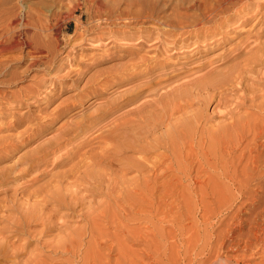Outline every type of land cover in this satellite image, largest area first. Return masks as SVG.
Wrapping results in <instances>:
<instances>
[{
    "label": "bare ground",
    "instance_id": "obj_1",
    "mask_svg": "<svg viewBox=\"0 0 264 264\" xmlns=\"http://www.w3.org/2000/svg\"><path fill=\"white\" fill-rule=\"evenodd\" d=\"M4 1H7V0H4ZM22 1H24V0H22ZM68 1H70V0H68ZM133 1L134 0H132V2ZM174 1L175 0H136L133 3L127 2L128 3V4L126 3L127 5L124 4L126 6V9L124 11L123 10L118 11L119 8L117 7L118 8L117 13L112 12L113 14L110 13L111 14L110 16H108L109 15L108 14L107 15L108 17H105L106 14L104 15V11L106 9L103 10V8L106 6L105 4H101L102 2L99 3L96 0H83V4L86 6V8H88V7L90 8V6H91V7H94L95 10L98 11V15H99L98 18L99 19H98V25L97 26H101L102 22L104 25V24H110V22H112L111 24H113L116 21H119L122 23V28L128 27L129 29H132L134 31L139 30V29L135 30L134 26H138V25L140 27L141 26L143 27L144 25L145 26H147V25L152 26L151 28L144 29L143 32H145V34H147V35L144 34L145 37L142 36L143 38L142 37L141 38H142V41L144 39V41L146 43L151 42V41H153V43L151 42L152 44L150 43L151 45H149V46L146 44L147 45V50L145 49L146 51L144 49L143 50L139 49V51L137 52V55L133 61H132V59L129 58L130 61L133 62V63L131 62L132 63L131 66L129 65L130 62L129 61L127 62L131 69L134 67L139 68V64L141 62H144L145 69H142L144 67L141 68V66H140V69H142L143 71L141 70L139 72L138 71L139 69H138L137 70L138 73H137L136 70L134 69L136 72L135 73L134 71H128V69H129L128 67H127V69L124 67L126 71H123V72H128V73H126V74L123 73L120 76H118L120 79L122 78V80H124V82L125 81L126 82L127 81L132 82V81L136 80L137 78H140L143 76V78L144 77L145 78L144 79L142 78V79L146 83L143 86H141L142 84L139 83V85L141 87H138V88H136L137 86L134 87L135 84L133 85V83H131L133 87L130 88V91L133 88H135V89H133L134 91L132 90L131 92H129L126 89V91H128L129 93H127L125 91L126 92L125 94H127L128 96L125 95L126 96L125 97L124 95H122L123 97L121 98V100L119 99L120 98L119 97L118 99L120 101L117 102V104L115 103L116 104L115 106L114 105H113V107L111 106L112 107L111 109L109 108L106 111H102V112L100 110L101 113L99 115H97V116L91 115L93 118L91 116H89V117H91V119L89 118L90 120L87 121V123L84 122L83 124H76L75 126L71 125V124L68 126H66V125H61L60 127L58 126L59 129L56 130L58 132V135L56 138L52 139L53 142L46 144L48 146H43V148H41L40 150H38L34 154L32 153L31 155H29L28 157H25L23 159V161H24L23 165L25 166V168L21 172V174L12 175L13 172L0 171V195H4L2 200H0V264H7V263L20 264L21 263L20 259H22L20 257H22L23 255L29 256L28 261L30 259H32L34 253L32 251L30 252V250H29L30 253L27 252V249H28V246L32 243L30 241L31 240L30 237H33L34 234H32V233H35V232L31 231L30 227L35 226V225L41 226L40 231L38 233L36 232L34 237L35 236L38 237L37 236V234H38L40 236L38 238H40V239H37L36 244H43L44 246L48 245V243L46 241H44V239L47 236L51 235V232H53L55 230H58L60 232L63 231V229L60 228L61 224L57 223L53 219V216H54L53 213L54 212H52V211L51 212L50 211L45 212L44 206L47 205L48 202H51V203L57 205V209L59 210L58 211L59 213L57 212V214H59L58 215L59 217H57V218L60 219L61 215L64 216L63 213H67L70 211L74 212L77 205L80 206L79 204H81V206H84V204L82 205V202L87 201V204H88V201H90V200L89 199L87 200V197H88L87 195L91 191H94V188L96 186L100 187V185H102L104 182L109 181L110 179L107 180L106 177H110L108 175H112L116 170H118L123 175H125V174L127 175V173H128V175H129V173L133 174L132 175V176H134L133 178L130 175H129L130 177L127 176V178H131L132 180L134 179L136 181V184H139L142 182V179L143 180L145 179V178H141V177H142L143 169H146V167H147V165H144L145 162L143 163V160H144L143 156L145 157V155H147V154H149V155L150 154H158V153L160 154V156L157 155V158H158L157 164H151L150 163V165H153V166L155 165V168H154L155 171L154 172L159 171V170H163L162 172H164V171L166 172L168 170V172H169V170L174 168L175 169L174 171L176 172L175 174L179 175V177H180L179 179H176L178 176L174 177L176 180H173V181H176L177 185H178V183H181V182H188L189 185L192 186V188H193L192 190H194V188H195L194 193H196V198L198 199L196 201V202H198L196 208L197 207L198 208H197L196 213L193 216H196L198 213H200L199 219H201V213L202 214L204 213V215H202V218H205L207 215L210 214L211 219L216 220V218L224 215L225 212H227L226 213L227 216H224V217H226V221L224 220L225 218L222 217V218H224L223 219L224 223L222 221H220L222 223L219 222L220 225L218 224L219 225L218 230L216 229L217 230L216 231L214 229V231H213V232L216 231L214 234H215V238H217V242L215 240H214V242L219 243L222 241V239L226 235V231H228V230H226V228L229 227L230 225L237 223L236 224L237 226H234V227L238 228V227H241L242 224H244L243 210H241V208L238 207L239 206L238 204L240 202H242V200L245 199L248 205L254 206L255 200L258 197L254 194L255 191L253 189H257L258 191H260L261 189L264 190V144L259 145V143H258L259 142L258 140L260 138H264V77H262L264 75V40H263L264 33L262 32L263 33V35H262L260 32H258L255 35V37H252V38H255L254 40H252L253 43L246 44L247 43V40H246L247 38H246L245 40H243L244 42L246 41L245 44L237 45V47H235V49L232 50L231 52L229 51V53L224 52V54H226V56L224 55V57L222 59H219L218 61H223L224 59L225 60L223 61L222 64L220 63L219 66H213L214 62L215 61L217 62V60H215L214 62L212 61L213 63L210 61L211 63L209 65H207L209 62L206 63L205 66L202 65L201 68L198 67L197 69L193 68V69H188L186 71L183 70L184 72H180L175 67L171 68L173 66L170 63V62H172L170 60L189 58L188 55L191 52V48L192 49L196 48L197 45L200 44V42H207L209 40L210 41L213 40L211 44L209 43L211 46L212 45H214V46L220 45V44H218L219 41H217V38H216V36L219 34L220 35L222 34L221 39L219 37V40H220V42L222 40V43L224 45V42L230 41L228 38H226L227 36L224 37V35H227V33L225 34L226 30L224 28L226 26H228L230 22L233 21L234 22L233 24H235V22H237L238 20L240 21V19L242 20V18H245V20L242 22L241 25H246V24L250 23L252 21V17L249 15L253 14V17H254V14L256 12L257 13L259 12V11H257L258 9L256 10V12L252 11L253 8L254 7H260V8L264 7V0H176V2H174ZM1 2L3 3V1H1ZM52 2H53V0H52ZM54 2H57V0L56 1L54 0ZM25 4H27V3H25ZM78 5H80V4H78ZM130 5L131 6L133 5L132 7H134L135 5L139 6V7L137 10H131V9H129V8H131ZM16 6L18 7V4ZM113 6H114V4H113ZM26 7H25L26 11L25 10L22 11V14L20 13V16L23 17V20L25 21V23L27 25H28V23L30 25L31 22H28V21H30V19H31L30 18V15H32L31 11H34V10H31L29 7H27V8ZM35 7L37 8L36 5H35ZM77 7H79V6H77ZM13 8H16V7H13ZM19 8H21V7L19 6ZM19 8H17V9H19ZM109 8H111V7H108V9ZM127 8H128V10H127ZM168 10L170 11V13H168ZM112 11H114L113 8H112ZM35 12L37 13V11H34L33 13H35ZM251 12H254V13L251 14ZM259 15H260V13H259ZM10 18H12L11 20L9 19L11 24L15 23L21 19V18L18 19V16L16 14L15 15L13 14V16L11 15ZM33 18L34 17H32V19ZM41 21L42 20H39V19L36 20V23L38 25L37 28L39 27V29L44 28L45 22H43V21L41 22ZM22 22H21V24H22ZM99 22H101V23H99ZM16 24H18V22ZM26 24H25V26H26ZM78 24H80V23H78ZM115 24H117V23H115ZM132 24H134L133 27H131ZM25 26H23V27H25ZM231 27H233L232 24L230 25V28ZM113 28L115 29L116 27H113ZM223 29L225 30L224 32H223ZM116 31L113 32V29H112L113 33H116ZM140 31H141V29H140ZM112 32H111V34L113 35ZM121 32L123 33L122 29H121ZM117 34H121V33L119 32ZM250 34H252V33H250ZM122 35L123 34H121V36ZM126 37H127V39H126ZM126 37L124 39H126V40L131 39V37L129 35ZM138 39H139V37H138ZM215 39L217 42H215ZM249 40H250V37H249L248 41ZM132 41H134V40H132ZM244 42H241V43H244ZM143 44L140 43L139 46L141 48H143L144 47ZM4 45H6V44H4ZM203 45L204 44H202V47H203ZM198 46L200 47L201 45H198ZM206 47H208V46H206ZM230 47L232 48V46H230ZM8 49H10V47L2 46V48L0 49V52L6 51ZM131 49H132V51H130V50L129 51L133 52V48H131ZM134 51H136V50H134ZM140 51L141 52L143 51V53L145 52V55H142V54L140 55V53H139ZM147 52H152L153 57L152 56L151 57L146 56ZM133 53H135V52H133ZM135 54H134V56H135ZM117 56H119V55H117ZM130 57H132V56H130ZM159 57H160V59H159ZM184 62L185 61H183L182 63H184ZM191 64H189V65H191ZM201 64H203V63H201ZM211 64H212V66H210ZM223 67H225V68L222 69ZM255 67H259V68L255 69ZM185 69H187V68L185 67ZM201 71H205L204 74H202L203 76L200 75V76L196 77L195 75L196 74L199 75L200 74L199 72H201ZM182 74H184V75H182ZM143 81H141V83ZM174 82H176V83L179 82V84L177 85V87H175V88L173 87V89L171 87L170 90H167L166 88L162 87L164 85L167 86V84H170V83L173 84ZM124 85H126V84H124ZM120 87H123V86H120ZM167 88H169V87H167ZM229 89L232 91L231 93H233L235 91L239 92V94H240L239 99H241V100H239V99L238 100L241 101V104H239V103L238 104H235V103L232 104L231 103L232 104L231 106L234 105L233 106L234 108L231 107L232 109L227 104L224 107L225 113L221 117L222 120L220 121V123H216L217 127L214 128L211 126V124H210L211 127H209V119L203 113L204 108L207 107V105L213 101L214 102L216 101L217 107L223 103H226L227 101L225 102V97L227 95L226 94L224 95V91L226 92ZM123 90H125V89H123ZM143 94H145V96ZM239 94H238V96H239ZM27 95H30V94H28V92H27ZM35 95L37 96V94H35ZM119 95H120V93H119ZM36 96H35V98H36ZM140 96H144L145 98L143 97L144 98L143 99ZM236 97H237V93H236ZM139 98L140 99L142 98L143 101L141 99V102H137L138 105L133 104L134 102L139 100ZM228 98H230V97H228ZM26 99H27V97H26ZM131 104H133V106L134 105L135 106L134 107L131 106L130 109L127 108L128 110L125 109V112L122 111L123 113H122V115L120 114L121 117H119L118 119L115 117V116H117L118 111H120L122 108L129 106ZM240 109L245 110V112H246V110L253 111L255 114H252V115L248 114L247 116L245 115L246 116V118H244L245 120L236 119L237 115L235 114V110L237 112ZM103 110H105V108ZM97 112H99V111H97ZM97 112H95V113H97ZM118 114H119V112H118ZM114 117L116 119L114 122H112L111 124L109 123V126H107V124H106V126L104 125V122L106 119L109 118V121H110V118H111V120H113ZM107 122H108V120H107ZM51 123L52 122L50 121L49 124H51ZM42 126L43 127L40 126V129H43V128L45 129L46 126H44L43 124H42ZM213 126H215V125H213ZM62 128H65V129H62ZM38 129H39V126H38ZM38 131H40V130H38ZM86 132H88V133H86ZM97 132L98 133L100 132V133L98 134ZM39 133L40 132L35 131L34 134L32 135V138L34 136H38ZM95 133H97L96 136L94 135ZM83 134H92L94 136L93 141L94 140H96L97 142L99 141L102 146L96 147V144L95 145L93 144L94 145V147H93L92 141H88V142L83 141L82 143H84V144H82L81 147H79L78 146L79 144H77L76 148H75L76 150L72 149V150H70L71 152H67L65 154V156L63 155V158L60 159V162L58 161V163L53 167V169H56V168H59L60 166L65 167L68 164L69 165L71 164L70 167L68 168V170L66 169L67 171L62 170L60 172H53V169L52 170L49 169V166H47V164L45 163V160H46V157L48 156V154L50 153V151L52 149L50 151L48 149L58 148V146L62 143L63 140H65L66 142L73 141L75 143L77 139L80 140L82 138ZM41 138H42V136H41ZM84 139L85 138H83V140ZM8 141H9V139H8ZM26 141H29V140L27 139ZM23 143H25V141L21 142V144H23ZM16 145H18V144H16ZM84 146H89L90 149L87 148L88 151L84 150V152H82V149L84 148ZM9 148H11L10 152L12 153L13 151H16V149H18V146L16 148V146L10 145ZM241 148H242V150H241ZM259 148H261V149L259 150ZM125 153L132 154V156H134V157L131 156V158H133V160H128L130 158L127 157L128 161L123 160V161H125L124 164L127 162L125 165H122V163L121 164L119 163L117 166V163L120 162V160H118V158H120L119 156H122ZM137 157L138 158L141 157L143 160L137 159ZM74 158H78V161L76 163L72 164ZM0 160H2V159H0ZM165 160H169L170 163L172 164L170 166V168L167 167L168 164L164 163ZM20 162H18L17 164H19ZM153 163H156V162H153ZM164 164L166 165L165 167H164ZM144 166H145V168H144ZM241 167L243 168L242 171H241ZM83 168L84 169H92L93 172H88V171L85 172L84 171L82 173ZM41 169H43V170H41ZM94 169L96 170L95 171L96 173H94ZM114 169H116V170H114ZM99 170H101V171L98 172ZM104 171H105V173L108 172L107 175L104 173ZM146 171H147V169H146ZM151 172H153V171H151ZM162 172H157V174L156 173H153V174H155L157 176L158 173L162 174ZM116 173H117V171H116ZM120 173H119V175H120ZM29 175L31 176L30 177L31 179H29V180L27 179L23 183H20L19 185H16V186L11 185L16 181L18 176H20V178L24 179L25 176H29ZM119 175L115 174V177L116 176L118 177ZM149 176H151V174L147 176L148 179L150 178ZM159 176L161 177V175H159ZM115 177L113 178V180L115 179ZM123 177L124 176H120L121 179ZM125 177L123 179L127 181V179H125ZM111 178H112V176H111ZM120 178H118V181H120ZM151 178L154 179V177H151ZM148 179H147V181H148ZM157 180L159 181V179L154 180L155 184H157L156 183ZM122 181L123 180L120 181L122 183L121 185L124 184L123 183L124 181L123 182ZM126 181H125V186L124 185L118 186L115 182V184L118 187H121V188L125 187V190L123 191L124 193H125V191H127L129 189V188H127L126 185L132 184V182L130 184L131 180L129 181L128 184L126 183ZM135 181H134V185H136ZM145 181L146 180H144L143 183L147 182V181L146 182ZM154 183H152V184H154ZM158 183H160V182H158ZM52 184L53 185L56 184L57 189H55L56 191L52 190L50 193H48L50 190L48 188L53 186ZM134 185H131V187L136 188V187H134ZM145 185L146 184L143 185L144 186L143 188H146L147 185L146 186ZM158 185L160 186V184H158ZM170 185H172V184H170ZM183 185H184V183H183ZM61 186L64 188V193L61 192L62 191ZM111 186H112V183H111ZM140 186H142V184ZM159 186H157V187H159ZM53 187H55V186H53ZM81 187H82V189H80ZM185 187H186V185H185ZM75 188L78 189L79 192L82 190L83 194H85V195L80 194L82 192H80V193L77 192V190ZM137 188H138V186H137ZM153 188H155V185ZM138 189L140 190L141 188H138ZM138 189L136 191L134 189L136 194L139 191ZM225 189L228 191V193L226 192L227 194L223 193L225 191ZM146 190H148V187L146 188ZM152 190L155 191L154 189H152ZM187 190H189V188ZM218 190L220 192H217ZM134 191H131V193L129 191L128 193H130V194H126L127 193L126 192L125 193L126 197H128L129 195L130 196L132 195V197L133 196L135 197V195L132 194V192H134ZM108 192H112V191H108ZM144 192H145V190H144ZM147 192L148 191H146V194L143 192H141V193H142V195L145 194V197H146V195L150 194L151 191L148 194H147ZM75 194H76V196L79 197V199L76 196L74 199H72L73 195H75ZM106 194L109 195V193H106ZM108 195H106V196H108ZM125 195L123 198H125ZM152 195H151V197H152ZM102 197H103V195H102ZM119 197H117V198L119 199ZM134 197H133V199H134ZM137 197L141 198L140 195ZM145 197L143 196L142 198H145ZM153 197H154V195H153ZM32 198H33V200L34 199H36V200L39 199V200L36 201L37 203L35 202L36 204L33 205L36 208H34V207L32 208V206H30V204H29V206L32 208V211L30 210V212H28L29 211L28 209H30V208L27 205ZM129 198H125V199H129ZM136 198L133 201H136L138 199V198L137 199ZM147 198H148V196L146 197V199ZM66 199L67 200L69 199V201L67 202ZM110 199L111 200L114 199L113 196H112V198L110 196ZM148 199H150V198H148ZM130 200L131 199H129V201ZM140 200L143 201L144 199H139V201ZM150 200L153 202L152 198ZM207 200H211V201L209 203H207L206 202ZM32 201L30 202L31 205H32ZM124 201H122V202H124ZM126 201L128 202V200H126ZM133 201L131 200L130 202L133 203ZM144 201H146V200H144ZM151 201H149V202H151ZM187 201H189V199ZM109 202H110V200H109ZM114 202H117L119 204L120 201L118 202L115 200ZM149 202L147 200L148 204H149ZM257 202H258V200H257ZM124 203H122V204H124ZM134 203H137V205H138L140 202L138 203V201H137ZM187 203L188 202H186V205H187ZM128 204H129V202H128ZM133 204H132V206H133ZM143 204L144 203H142V207H144ZM99 205H100V203H99ZM109 205L110 204L107 205V208ZM114 205L116 206L117 209L119 208V205L117 207L116 203H114ZM26 206H27V211H23L24 207H26ZM88 206L89 207L84 206L85 208H83V209H86V207H87V209H90L91 207L89 204H88ZM91 206H93L92 203H91ZM101 206H103V205H101ZM115 206H110V208L115 207ZM145 206L148 207V206H152V205H148V206L145 205ZM240 206L242 207L244 205L242 204ZM128 207H131V204ZM128 207H126V208H128ZM138 207H139L138 210L140 211L141 206L138 205ZM208 207H210V210L208 209ZM80 208H79V210H82ZM101 208H103V207H101ZM154 208H156V207L154 206ZM112 209L111 210L114 211V208H112ZM122 209L124 211L125 208H122ZM142 209L145 210V208H142ZM25 210H26V208H25ZM108 210H105V211L107 212ZM120 210H121V208H120ZM126 210H127L126 212H128V209H126ZM153 210L155 211V209H153ZM156 210H158V209H156ZM87 211L88 210H86V214L90 213V210H89V212H87ZM95 211H96V209H95ZM193 211H194V209H193ZM81 212H83V211H81ZM115 212H116V210H115ZM118 212L116 214H118ZM136 212H138V211H136ZM189 212H192V209ZM71 213L72 212H70V214ZM101 213H102V211H101ZM230 213H232V214H230ZM6 214H9V215H6ZM70 214L67 213L65 215L68 216ZM91 214L92 213L88 214V216ZM93 214H95V213L93 212ZM93 214H92V217L94 219H96V217H94V216H96L97 213L94 216H93ZM98 214L99 215H97V217L100 216V213H98ZM102 214H105V213H102ZM107 214L108 213H106V215ZM116 214L114 213L113 215H116ZM120 214L121 213H119L118 216ZM127 214H129V213H127ZM190 214H188V216H192ZM113 215H111V216H113ZM63 216H62V218H63ZM102 216H104V215H102ZM124 216L126 217V214ZM89 217L91 218V216H89ZM113 217H115V216H113ZM207 217H210V216H207ZM93 218H91L90 221H93L94 220ZM102 218L100 216L99 220ZM195 218H197V216ZM106 219H109V218H106ZM110 219H111V217H110ZM109 220H107L108 224L110 222H112V221L109 222ZM114 220H116V218ZM90 221L89 222L85 221V222H86V224H89V226L91 223L95 222V221L94 222H90ZM203 221H204V219H203ZM203 221H201V222H203ZM210 221L212 222V220H210ZM59 222H60V220H59ZM63 222H64V220H63ZM96 222H98V221H96ZM101 223H104V222L102 221ZM206 223L208 225V222H205V226L203 225L205 228H207L209 226L208 225L206 227ZM65 224L68 225V223H65ZM97 224H100V223H97ZM212 224H214V223L212 222ZM102 226H103V224H102ZM102 226L100 228L105 227L106 222H105V226H103V227ZM61 227H64V226H61ZM93 227H94V225H93ZM114 227H116V226H114ZM213 227L217 228L216 226H213ZM234 227L232 226V228H234ZM121 228H123V227H121ZM71 229H70V231H72ZM210 229H212V228L206 229V231L209 234L212 231V230L210 231ZM100 230H102V229H100ZM116 230H117V228H116ZM104 231H107V228ZM68 232L69 231H67V233ZM73 233H74V231H73ZM64 234H66V233H64ZM211 234H210V236H211ZM214 234H213V236H214ZM70 235L72 236V233ZM227 235L229 236V234H227ZM57 236H56V238H57ZM76 236L79 237V234L78 235L76 234ZM263 236H264V234H263ZM103 237L105 238V236H103ZM95 238H97V237H95ZM246 238L248 240V244H246L243 249L241 248L242 250H241V252H239V255L241 258L239 257V255L237 253L239 259L237 258L236 260H232V259L222 258V260H221V258L218 256L220 252L219 253L216 252L217 251L216 250L217 249L216 243H215L214 250L212 247L213 245L210 243L207 245V248H205L204 251L201 252L203 254V256H201L202 254L199 255L202 257V259L198 260L199 262H197V263L198 264H215V262H216V264H218L217 262L219 261L221 264H242L244 262L243 259H244V256L246 255L245 254L246 250L249 249L253 244H257V246L260 247V249L262 251V253H261L262 255H260V256H263L261 258L264 259V237H262V239L260 237H259L260 239H258V237H256V236H253L251 238L250 237H246ZM105 239H103V240H105ZM225 239H226V237H225ZM33 240H34V238H33ZM57 240H59V239H57ZM64 240L67 241L66 238ZM64 240H62L63 243L64 244L67 243V242H64ZM62 241H61V243H62ZM17 243H18V246L16 248L15 244H17ZM58 243H59V241H58ZM88 243L92 244L89 241H88ZM221 243L223 244V242H221ZM243 243H246V242H243ZM62 244H60V245H62ZM219 244H218V248H219ZM222 244H220V245H222ZM102 245H103V243H102ZM56 246H58V245H56ZM69 246H71V245H69ZM204 246H202V247H204ZM60 247L61 246H59V248ZM202 247H201V249H202ZM50 248H52V247H50ZM126 248H127V246H126ZM220 248H221V246H220ZM97 249H95V250H97ZM53 250H54V248H53ZM71 251L73 253V250H71ZM22 252H24V253H22ZM83 252H85V251H83ZM83 252H82V254H83ZM92 252L93 251L87 252L90 254V255L88 254L89 257H92L91 255H93V254L96 256V253L93 252V254H91ZM100 252L102 253V251H100ZM85 253L83 255H87V253L86 254ZM97 253H98V251H97ZM217 253H218V255H217ZM107 254H108V252H107ZM30 255H31V257H30ZM35 255L36 254H34V256ZM95 256L93 257L94 259H95ZM99 256H101V255H98L97 258H99ZM103 256H105V255H103ZM109 257H110V255H109ZM85 258L83 259L84 262L82 261V263H86ZM235 258L236 257H234V259ZM37 259L38 258L36 257V260ZM59 259H60V257H59ZM89 259H91V258H89ZM108 259H110V258H108ZM194 259H195V257H194ZM212 259H215V260H213L214 262H212ZM105 260H107V258ZM22 261L27 263V264L30 262V261L28 262L27 259L22 260ZM32 261H34V260H31V262ZM53 261H55V260H53ZM95 261L93 260L92 264H94ZM100 261H103V260H101V258H100ZM110 261H111V259H110ZM98 262L99 261H97V263ZM105 262H107V261H105ZM48 264H50V263H48Z\"/></svg>",
    "mask_w": 264,
    "mask_h": 264
},
{
    "label": "rangeland",
    "instance_id": "obj_2",
    "mask_svg": "<svg viewBox=\"0 0 264 264\" xmlns=\"http://www.w3.org/2000/svg\"><path fill=\"white\" fill-rule=\"evenodd\" d=\"M1 1H3V3ZM59 1L57 0V2H54V0H53V2H52V0H24V1H22V0H16V1L15 0H9V1L8 0L7 1L0 0V2L2 3V4L0 3V49L2 48V46L10 47V49L6 50L7 52L6 51L0 52V149L2 148L0 150V159H2V160H0V171H10V172H13L12 175H19L24 170L25 166L23 165V163H24L23 159L25 157H28L32 153L34 154L35 152H37L38 150L43 148V146H48L46 144L53 142L52 139L56 138L58 135V132L56 130L59 129V127L61 125L68 126L71 124V125L75 126L76 124H83L84 122L87 123V121H89L93 115L97 116L102 111H106L109 108L111 109L113 107V105L115 106L117 104V102H119L121 100V98L123 97L122 95L128 96L125 93L126 92L129 93L133 89H135V88H133L130 91V88L133 87L131 83H133V85L135 84L134 87L137 86L136 88L141 87L146 83L143 81V79L145 78V77L143 78V76L140 78H137L136 80H134L132 82L131 81L130 82H128V81L124 82V80H122V78L120 79L118 76H120L123 73L124 74L128 73V72H123V71H126L125 68L127 69V67L129 68L128 71H134L135 72V70H136L137 73H138V71L140 72L142 69H145L144 62H141L139 64V68H135V67L132 68L133 70L130 68V66L133 63L132 61L136 57L139 49L140 50H143V49L147 50V45L149 46L153 43V41H151L152 43L151 42L146 43L144 41V39L142 41V38H143L142 36L145 37V35H147V34H145V32H143L144 29L151 28L152 26H150V25H147L148 27L145 25L143 27L142 26L140 27L139 25L134 26L135 30L139 29L137 31L129 29L128 27L122 28V23L119 21H116L113 24H111L112 22H110V24H104V25L102 22L101 26H97L99 15H98V11L95 10L94 7L90 6V8L89 7L86 8V6L83 4V0H77L78 2L76 0H70V1L59 0ZM96 1H98L99 3L102 2L101 4H105L107 6L106 7L104 5L105 7L103 8V10L106 9L104 11V15L106 14L105 17H108L111 14H113L112 12L117 13L118 8L120 9V10L118 9V11H122V10L124 11L126 9V6L124 4H126L127 2L133 3L136 0H134L133 2H132V0H96ZM174 2H176V0ZM25 3H27V4H25ZM17 4H18V7L16 6ZM78 4H80V5H78ZM113 4H114V6H113ZM25 5L27 7H29L31 10L37 11V13L36 12L33 13L34 11H31V14H32V15H30L31 19H30V21H28V22H31L30 25H29V23L27 25L25 23V21L23 20V17L20 16V13L22 14V11L25 10V7H26ZM35 5L37 6V8L35 7ZM19 6L21 8H19ZM77 6H79L80 8ZM132 6L129 9L137 10L139 7L136 5L134 7H132ZM13 7H16V8H13ZM108 7H111V8L108 9ZM17 8H19V9H17ZM112 8L114 9V11H112ZM127 10H128V8H127ZM256 10L259 12L257 13ZM252 11H254L256 13L254 14V17L252 14L254 12H251L252 15H249L252 17V21L250 23H248L246 25H241L242 22L245 20V18H242V20L241 19H240V21L238 20L237 22H235V24H233L234 23L233 21L230 22L229 25L226 26L227 28L226 27L224 28L226 31L223 29V32L225 31V34L227 33V35H224V37L227 36L226 38H228L230 41L224 42V45H223L222 40H221V42L219 40V37L221 39L222 34L221 35L219 34L220 36L217 35L216 38H217V41H219L218 44H220V45H217V46L212 45L213 46L212 47L210 44L212 43L213 40H211V41L209 40L210 42L209 41L200 42V44H198V45H201L200 47L197 45L196 48H194V49L191 48V52L188 55L189 58L170 60L172 62H170V61L169 62L173 66L171 68L175 67L180 72H184L188 69H193V68L197 69L198 67L201 68L202 65L205 66L206 63H208V62L209 63L207 65H209L212 61L214 62L215 60H217V62L215 61L214 62L215 65L213 64V66H219L220 63L222 64L223 61L225 60L224 59L223 61H218L219 59H222L224 57V55L226 56V54H224V52L229 53V51L231 52L232 50H234L235 47H237V45L245 44L246 41L244 42L243 40H245L246 38H247L246 44L253 43L252 40H254L255 38H252V37H255V35L258 32H260L262 35L264 33V21H263L264 20V16H263L264 15V7H261V8L260 7H254ZM168 13H170L169 10H168ZM259 13H260V15H259ZM13 14L14 15L16 14L18 16V19L21 18L20 19L21 21L20 20L17 21L18 24H16L17 22L12 23V24L10 23V20L12 19V18H10V16L11 15L13 16ZM32 17H34V18L32 19ZM37 19L45 22L44 28H40V29H39V27L37 28V26H38L36 23ZM21 22H22V24H21ZM24 23L26 24V26ZM78 23H80L81 25ZM99 23H101V22H99ZM115 23H117V24H115ZM231 24L233 27L230 28ZM133 25L134 24H132L131 27H133ZM23 26H25V27H23ZM113 27H116V28L114 29ZM112 29H113V32H115L117 30L116 33H113ZM121 29H122L123 33L121 32ZM140 29H141V31H140ZM111 32L113 33V35L111 34ZM119 32L123 35L121 36V34H117ZM250 33H252V34H250ZM125 35L126 36L129 35L131 37V39L126 40L127 37ZM125 37H126V39H124ZM138 37H139V39H138ZM249 37H250V40L248 41ZM132 40H134V41H132ZM263 40H264V38H263ZM217 41L215 39V42H217ZM241 42H244V43H241ZM140 43H142V44L144 43L143 48H141L139 46ZM4 44H6V45H4ZM202 44H204L203 47H202ZM205 45L208 47H206ZM230 46H232V48ZM131 48H133V52H135L136 54L133 52H130V51H132ZM134 50H136V51H134ZM139 53H140V55L141 54L145 55V52L143 53V51L142 52L140 51ZM147 53H146V56H148V57L152 56L153 57L152 52H147ZM134 54H135V56H134ZM117 55H119L120 57ZM130 56H132V57H130ZM129 58L132 59V61H130ZM159 59H160V57H159ZM128 61L130 62L129 63L130 66L127 63ZM181 61L182 62L185 61V62L182 63ZM200 62L203 64H201ZM189 64H191V65H189ZM140 66H141V68L142 67H144V68L140 69ZM210 66H212V64ZM185 67L187 69H185ZM224 68L225 67H223L222 69H224ZM257 68H259V67H255V69H257ZM204 72L205 71H201V72H199L200 73L199 75L196 74L195 76L196 77H198L200 75L203 76L202 74H204ZM182 75H184V74H182ZM262 77H264V75ZM141 81H143V82L141 83ZM139 83L142 85L140 86ZM175 83L176 82L173 83L174 85L172 83H170V84H167V86L164 85L162 87L166 88L167 90H170L171 87L173 89V87L175 88L179 84V82L176 84ZM124 84H126V85H124ZM120 86H123V87H120ZM167 87H169V88H167ZM123 89H125V90H123ZM126 89L129 92L126 91ZM26 91L30 95H27ZM231 92L232 91L230 89L227 90L226 92L224 91V95L226 94L228 97H230V98H228L227 96H226L227 98L225 97V102L226 101L227 102L223 103L224 105L221 104L220 106L217 107L216 101L215 102L213 101V102L209 103L207 105V107L204 108L203 113L209 119V127H211V126L214 128L217 127L216 123H220V121L222 120L221 117L225 113L224 107L227 104H228V106H230V108L234 106V105L231 106L234 103L235 104H238V103L241 104V101H239V100H241V99H239V97H240L239 92H236V91L233 93H231ZM119 93H120V95H119ZM236 93H237L238 98L236 97ZM35 94H37V96ZM238 94H239V96H238ZM143 95L145 96V94H143ZM35 96H36V98H35ZM144 96H140V97L143 98ZM26 97H27V99H26ZM141 99L139 98V100H137L133 104L138 105L137 102H141ZM143 99H142V101H143ZM133 104L122 108L120 111H118L119 114L117 112V116H115V117L117 119L119 117H121V115L123 113L122 111L125 112V109H127V108L130 109V107L133 106ZM104 108H105V110H103ZM100 110H101V112H100ZM97 111H99V112H97ZM95 112H97V113H95ZM237 112L235 110V114L237 115L236 119H240V120H245L244 118H246V116L248 114L249 115L255 114L253 111L246 110V112H245V110H243V109H240ZM89 116H91V117H89ZM115 117L113 120H111V118H110L111 122L109 121V118L106 119L104 122V125L106 126V124H107V126H109V123L111 124L112 122H114L116 120ZM240 117L241 118L243 117V118L241 119ZM107 120H108V122H107ZM50 121L52 122L51 124H49ZM42 124L44 126H46L47 128L45 127V129L44 128L40 129V126L43 127ZM210 124H211V126H210ZM213 125H215V126H213ZM38 126H39V129H38ZM37 129L40 131H38ZM62 129H65V128H62ZM35 131L40 132V133L38 136H34L32 138V135L34 134ZM86 133H88V132H86ZM97 133H95L94 135L96 136ZM41 136H42V138H41ZM93 137L94 136L92 134H83L82 138L80 140L77 139L75 143L73 141L66 142L65 140H63L62 143L58 146V148L48 149L49 151L51 149L53 151L52 150L50 151V153L46 157L45 163L47 164V166H49V169L52 170L53 167L58 163V161L60 162V159L63 158V155L65 156V154L67 152H71L70 150H72V149L76 150L75 148H76L77 144H79L78 146L81 147L82 144H84V143H82L83 141L84 142L92 141L93 147L95 144H96V147L102 146L99 141L98 142L96 140L93 141V139H94ZM83 138H85V139L83 140ZM8 139H9V141H8ZM27 139L29 141H26ZM22 141H25V143L21 144ZM258 141H259L258 142L259 145L264 144V138H260ZM16 144H18V145H16ZM10 145L16 146V148L18 146V149H16V151H13L11 153L10 152L11 148H9ZM87 148H89V146H84V148L82 149V152H84V150L86 151ZM260 149L261 148H259V150ZM241 150H242V148H241ZM148 155L149 154L145 155V157L143 156L144 160L141 157L140 158L137 157V159L143 160V163L145 162L144 165H147V167H146L147 171H146V169H143V173H142L141 178H145L144 180L147 181V179H148L147 176L151 174V176H149L150 178L148 179V181L147 182L145 181L146 183H143L144 180L142 179V182L139 183L140 185L142 184V186H140L139 184H136V181L133 179L135 181V184H136V185H134V181L131 178H127V176H129V175L132 176L133 174L129 173V175H128V173H127V175L126 174L123 175L118 170L114 169L117 171V173L115 171L113 173L114 175L112 174V175H108L110 177H106L107 180L110 179L112 182L109 180L107 182H104L102 185H100V187L96 186L95 187L96 189L94 188V191H91L87 195L88 196L87 200L88 199L90 201L92 200L91 202L88 201V204L90 205V207L93 210L91 208L87 209V207H89L87 204V201L82 202V205L84 204V206H87L86 209H83L85 207L81 206V204H79L80 206L77 205L74 212L70 211V212H72L71 214H70V212H67L70 215L66 216L65 214H67V213H63L65 217L63 215H61L60 216L61 218L59 219V218H57V217H59L58 216L59 214H57V212L59 211L57 209V205H55L51 202H48V204L44 206L45 212H48V211L54 212L53 213V215H54L53 219L57 223L61 224L60 228H62L64 232L61 231L62 232L61 233L58 230L51 232V235L47 236L44 239V241H46L48 243V245L44 246L43 244H36L37 239H40V238H38V237H40L38 234H37L38 237H36V236L34 237L35 233L36 232L38 233L40 231L41 226L35 225V226L30 227L31 231H33L35 233H32L34 235H33V237H30V239H31L30 241L32 243L28 246L27 252H29V250H30V252L32 251L36 255L34 256V254L32 253L34 258L32 257V259H30L29 261L30 262H31V260H34V261H32L31 263L28 261L29 256L23 255L22 257H20V258H22V259H20V262H21L20 264H27V263L22 261L25 259H27V261L29 262L28 264H35V263L36 264H41V263L42 264H48V263H50V264H53V263L54 264H92L93 260L94 261L96 260L94 262V264L95 263L96 264H98V263L99 264H118V263L119 264H131V263L132 264H195V263L198 264L197 263V262H199L198 260H201L202 259L201 256H203V254L201 252L204 251L205 248H207L208 244L211 243L213 245L212 247L214 250L215 243L217 242V238H215L214 233L218 230L220 223H222L224 220L226 221V217H224V216H227L226 215L227 212H225L224 215L216 218L217 221L215 219H211L210 214L207 215L210 217L206 216L205 218H202V215H204V213L203 214L201 213V219L202 220L199 219L200 213H198L196 215L197 218H195L196 216H193V215L196 213L197 208H198V207L196 208L197 203H198L196 201L198 199L196 198V193H194L195 188H194V190H192L193 188H192V186L189 185L188 182H181V183H178V185H177L176 181H173V180L179 179L180 177H179V175L175 174L176 172L174 171L175 170L174 168L169 170V172H168V170L166 172L165 171L162 172L163 170H159V171L154 172L155 171L154 170L155 165L154 166L150 165V163L151 164H157V160H158L157 155L160 156V154L158 153V154H150L149 156ZM131 156H132V154H128V153H125L122 156H119L120 158H118V160H120V162L117 163V166L119 163L120 164L122 163V165H125L127 163L126 162L124 164L125 161L133 160V158H131ZM127 157H129L130 159L127 160ZM132 157H134V156H132ZM123 160H125V161H123ZM77 161H78V158H74L72 164L76 163ZM18 162H20V163L17 164ZM153 162H156V163H153ZM164 163L168 164L167 167H169V168L172 165L169 160H165ZM70 165L68 164L65 167L60 166L61 168L59 167V168L53 169V172H60L62 170H66V169L68 170ZM165 166L166 165L164 164V167ZM144 168H145V166H144ZM41 170H43V169H41ZM82 170H81L82 173L84 171L85 172H87V171L93 172L92 169H84L83 168ZM242 170H243V168L241 167V171ZM95 171L96 170L94 169V173H96ZM100 171L101 170H99L98 172H100ZM151 171H153V172H151ZM157 172H162V174L158 173L157 176L155 174H153V173L157 174ZM104 173H105V171H104ZM107 173L108 172H106L105 174L107 175ZM119 173H120V175H119ZM115 174H117L119 176L118 177L116 176L117 177L116 178ZM159 175H161V177ZM111 176H112V178H111ZM120 176H124V177L126 176L125 179H127V181L123 179L124 177L121 179ZM30 177H31L30 175L25 176V178L23 179V178H20V176H18V178L16 179L17 182L15 181L14 182L15 184L13 183L11 185L12 186L19 185L20 183H23L25 180L31 179ZM114 177H115V179H114L115 181L113 180ZM133 177L134 176H132V178ZM151 177H154V179ZM174 177H177V178L175 179ZM118 178H120V181L121 180L124 181V182L122 181L124 183L123 184L124 186H125V181L128 184L129 181L131 180L130 181V184L132 182L131 185H134V187H136V188H137V186H138V188H141L140 190L137 188L139 191L136 194V192H135L137 190L136 188L131 187V185H126L127 188H129L128 190L130 191V193H131V191H134V189H135V191H134L135 193L132 192V194L135 195V197L133 196L134 199L139 195L141 196V198L137 197L138 199L136 198L137 200L133 201L134 199H133L132 195L131 196L127 195L128 197H126L125 193L128 190L125 191V193H124L123 191L125 190V187H123V188L118 187L119 185L122 184L120 181H118ZM155 179H159V181L157 180V182H156L157 184L154 183ZM115 182L118 186L115 184ZM158 182H160V183H158ZM111 183H112V186H111ZM152 183H154V184H152ZM183 183H184V185H183ZM144 184L147 185V186L146 185L145 186H146V188L148 187V190H146V188H143ZM158 184H160V186ZM170 184H172V185H170ZM123 185H121V186H123ZM154 185H155V188H153ZM185 185H186V187H185ZM53 186H55V187H53ZM53 186L48 188V189H50L48 193H50L52 190L56 191L55 190V189H57L56 184H54ZM157 186H159V187H157ZM187 187L189 188V190H187L188 189ZM151 188L154 189L155 191H153ZM80 189H82V187ZM61 190H62L61 192L64 193V188L62 186H61ZM76 190H77V192H79L78 189H76ZM144 190H145V192H144ZM149 190L154 195V197L151 193L150 194L152 195V197L150 194H148L150 192ZM253 190L255 191L254 194L258 197L255 200L254 206L248 205L245 199L242 200V202H240L238 204L239 205L238 207L241 208V210H243L244 224H242V226L238 227V228L234 227V226H237L236 225L237 223L227 227L226 230H228V231H226V235H225L226 239L224 237L221 241V242H223V244L221 242H219V243L222 245H220L219 243H216V248H217L216 252H218V253L220 252L219 255H218V253H217V255L221 258V260H222V258L236 260L238 258L239 252H241V250L245 247V245L248 244V240L246 237L251 238L253 236H256V237H258V239H260V238L262 239V237H264L263 236V234H264V190L263 189H261V190L259 189L260 191H258L257 189H253ZM108 191H112V192H108ZM140 191L145 193V194H146V191H148L147 192L148 195H146V197L148 196V198H150V199L152 198L154 203L150 199H148V198L146 199L145 194L142 195V193ZM80 192H82V190ZM128 192L126 194H130ZM217 192H220V191L218 190ZM226 192L228 193V191L225 189V191L223 193L227 194ZM106 193H109L111 198L113 196L114 199L111 200L110 196ZM80 194L85 195V194H83V192ZM123 194L125 195V198L130 197L129 199H131L133 201V203L137 202V201H138V203L140 202L138 204L141 206L140 211L138 210L139 207H138L137 203L133 204L132 202H130L131 200L129 201V199L123 198L124 197ZM102 195H103V197H102ZM106 195H108V196H106ZM3 196L4 195H0V200H2ZM75 196H76V194L73 195L72 199H74ZM143 196L145 198H142ZM76 197L79 199L78 196H76ZM117 197H119V199ZM123 199L125 201L128 200L129 204L127 201L125 202ZM139 199H144L146 201H144V200H143L144 202L141 200L139 201ZM188 199H189V201H187ZM32 200H33V198L30 200V202ZM34 200L32 201V205L29 202L27 206H29V204H30V206H32V208L33 207L36 208L33 205L36 204L37 203L36 201H38L39 199L38 200L34 199ZM109 200L111 203L109 202ZM115 200L118 202L120 201L119 204L120 203L121 204L119 205L117 202H114ZM147 200H148V202L151 201L152 203L149 202V204H148ZM257 200H258V202H257ZM68 201H69V199L67 200V202ZM122 201H124L125 203ZM210 201L211 200H207L206 202L209 203ZM113 202L116 203L117 207L119 205L118 209L116 208V206L114 205ZM186 202H188L187 205H186ZM91 203L93 204V206H91ZM99 203H100V205H99ZM107 203L110 204L108 206V208H107V205H108ZM122 203H124L126 206ZM142 203H144L143 204L144 207H142ZM241 203L244 206L241 207L240 206V205H242ZM130 204H131L132 208L128 207V206H130ZM132 204L135 208L132 206ZM101 205H103V206H101ZM145 205H147V206L152 205V206L146 207ZM153 205L156 208H154ZM27 206L24 207L23 211H27ZM30 206H29L30 209H28L29 210L28 212H30V210L32 211V208ZM98 206L99 207L101 206L104 209L101 207L99 208ZM110 206H115V207H112V208H114V211H112L113 209L110 208ZM78 207L79 208L81 207L80 209H82V210H79ZM126 207H128V208H126ZM25 208H26V210H25ZM120 208H121V210H120ZM122 208H125L124 211ZM142 208H145L146 211ZM190 208L192 209L193 213L189 212V211H191ZM95 209H96V211H95ZM126 209H128V212H126L127 211ZM153 209H155L156 212ZM156 209H158V210H156ZM193 209L195 212L193 211ZM208 209L210 210V207H208ZM86 210H88L87 212H89V210H90V213H92V214H93V212L95 214L97 213L96 216H94L95 214H93V216L96 217L97 220L94 219L92 217V214H91L89 216H91V218H93L94 220L90 221L91 218L88 216V214H90V213L86 214ZM105 210H108V211L106 212ZM115 210H116V212H115ZM117 210L118 211L120 210V211L118 212ZM81 211H83L84 213ZM101 211H102V213H105V214H102ZM136 211H138V212H136ZM117 212H118V214L119 213H121V214L118 216V214H116ZM186 212L187 213L189 212L188 214L191 213L190 215H192V216H188V214ZM98 213H100L101 218L103 217L102 218L103 220L102 219L99 220L100 216L97 217V215H99ZM106 213H108L109 215L108 214L106 215ZM112 213L113 214L115 213L117 216L113 215ZM127 213H129V214H127ZM232 213H230V214H232ZM125 214H126V217L124 216ZM6 215H9V214H6ZM102 215H104V216H102ZM111 215H113L115 217H113ZM62 216H63V218H62ZM110 217H111V219H110ZM222 217H224L225 219ZM106 218H109L110 220L106 219ZM115 218H116V220H114ZM203 219H204V221H203ZM59 220H60V222H59ZM63 220H64V222H63ZM101 220L104 223H101L102 222ZM107 220H109V222L112 221L109 223L110 225L108 224ZM210 220H212V222L214 224H212V222ZM85 221L86 222H89V221L94 222L95 221V222L91 223L89 226V224H86ZM96 221H98V222H96ZM201 221H203V222H201ZM220 221H222V222H220ZM105 222H106V226H105ZM205 222H208V225L210 227L206 223V227L207 226L208 227L205 228L204 227ZM65 223H68V225ZM97 223H100V224H97ZM102 224L105 227H103ZM93 225H94V227L95 226L96 227L94 228ZM113 225L116 227H114ZM212 225L216 226L217 228L213 227ZM61 226H64V227H61ZM101 226L104 229L100 228ZM232 226L234 228H232ZM121 227H123V228H121ZM106 228H107V231H104V230H106ZM116 228H117V230H116ZM208 228H212V229H210V231L212 230L210 232V234L214 231V229L215 230L217 229V230L215 232H213L210 236V234L206 231V229H208ZM70 229L72 231H70ZM100 229H102V230H100ZM67 231H69L70 233L69 232L67 233ZM73 231H74V233H73ZM64 233H66V234H64ZM71 233H72V236L70 235ZM76 234L77 235L79 234V237L76 236ZM213 234H214V236H213ZM227 234H229V236ZM56 236H57V238H56ZM103 236H105L106 239ZM52 237L54 239L55 238L56 239L54 240ZM95 237H97V238H95ZM33 238H34V240H33ZM65 238L67 239V241L64 240ZM57 239H59V240H57ZM103 239H105V240H103ZM62 240H64V242H67V243L64 244ZM214 240L216 242H214ZM58 241L60 244H62V243L63 244L60 245L58 243ZM61 241H62V243H61ZM88 241L91 242L92 244H89ZM243 242H246V243H243ZM102 243H103V245H102ZM218 244H219V248H218ZM15 245L17 248L18 243ZM56 245H58V246H56ZM69 245H71V246H69ZM59 246H61V247L59 248ZM126 246H127V248H126ZM202 246H204V247H202ZM220 246H221V248H220ZM50 247H52V248H50ZM201 247H202V249H201ZM53 248L55 251L53 250ZM70 249L73 250V253ZM95 249H97V250H95ZM99 250L102 251V253ZM83 251H85V252L86 251L87 252L93 251L94 253H96V256L93 254V252L91 253V254H93V255H91L92 257H89L88 256L89 253H87V252H86L87 255H83L85 253ZM97 251L99 254L97 253ZM106 251L108 252L110 257ZM82 252H83V254H82ZM22 253H24V252H22ZM237 253H238V255H237ZM261 253H262V251H261L260 247L257 246V244H253L249 249L246 250L245 254L247 256L246 255L244 256V259H243L244 262L242 264H261L262 262H263L262 264H264V259L261 258L263 256H260V255H262ZM97 254L101 255V256H99V258H97L98 257ZM200 254H202V255L199 256ZM103 255H105V256H103ZM84 256L85 257L87 256V257L85 258ZM94 256H95V259L93 258ZM30 257H31V255H30ZM36 257L38 258L37 260H36ZM59 257H60V259H59ZM88 257L91 258L92 260L89 259ZM194 257H195V259H194ZM234 257H236V258L234 259ZM239 257H240V255H239ZM84 258L86 260V263H82ZM100 258L103 261H100ZM106 258H107V260H105ZM108 258H110L111 261ZM53 260H55V261H53ZM213 260H215V259H212V262H214ZM97 261H99V262L97 263ZM105 261H107V262H105ZM217 263L221 264L219 261ZM7 264H10V263H7ZM215 264H216V262H215Z\"/></svg>",
    "mask_w": 264,
    "mask_h": 264
}]
</instances>
